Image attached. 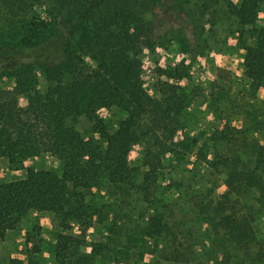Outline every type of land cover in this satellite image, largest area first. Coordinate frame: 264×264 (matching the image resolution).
<instances>
[{
	"label": "trees",
	"instance_id": "trees-1",
	"mask_svg": "<svg viewBox=\"0 0 264 264\" xmlns=\"http://www.w3.org/2000/svg\"><path fill=\"white\" fill-rule=\"evenodd\" d=\"M214 1L0 0V160L24 170L0 181V239L31 210L51 213L54 260L93 264L109 244L81 248L99 215L115 230L110 239L123 258L264 264V109L255 102L264 85V25H255L264 0ZM222 16L239 26L251 107L237 113L229 99L222 127L175 140L191 106L220 98L167 80L151 95L141 52L174 43L190 59ZM190 68L183 60L171 77L179 69L186 79ZM11 76L14 86L6 82ZM101 107L118 114L102 118ZM136 142L141 156L131 166ZM40 153L56 158L60 172L24 166Z\"/></svg>",
	"mask_w": 264,
	"mask_h": 264
},
{
	"label": "rangeland",
	"instance_id": "rangeland-1",
	"mask_svg": "<svg viewBox=\"0 0 264 264\" xmlns=\"http://www.w3.org/2000/svg\"><path fill=\"white\" fill-rule=\"evenodd\" d=\"M232 1L238 2V0ZM214 5L222 6L223 0H215ZM38 10L42 16L45 15L43 7H39ZM255 25L258 27L264 25V4L260 8ZM238 29L239 26L234 17L222 16L211 30L204 32V40L199 39L200 53L197 51L191 55L190 59L178 54V46L174 43L160 46L151 45L142 50L140 73L144 86L151 95L158 97L160 95L158 88L163 81L167 80L186 87L208 89V92L213 93V97L217 93L215 98L217 96L220 98L216 104L213 98H205L191 106L183 117L184 126L176 131L175 140H180L184 134L195 136L201 132L213 130L215 127H222L223 120L229 113L227 108L229 99H233L237 103L238 111H235L237 113L241 114L242 110L249 107L252 99L243 97L244 75L241 63L244 50L236 38ZM183 60H185V64L191 66L188 77L180 78L181 71L179 69L175 73L178 79L171 77L172 70L178 68ZM6 82L8 85L14 86L17 79L15 76H11L6 79ZM37 89L39 92L44 90L40 82ZM26 99L25 94L19 95L17 97L18 105L22 108L25 107ZM255 99L257 105L264 109V85L256 91ZM97 112L102 118L118 114L115 107H101ZM240 114L233 115V120L236 123L240 121ZM140 150L139 143L136 142L132 145L128 154V163L131 166L137 165V160L141 156ZM23 164L25 167L37 169H53L57 172L61 170L59 161L44 153L31 155L24 160ZM23 173V169L11 170L8 168L6 160H0V181L18 178ZM223 189L224 187L220 186L218 191L221 192ZM55 222L51 213L34 210L27 213L14 229L7 231L5 237L0 239V264H58L53 255ZM71 232L78 233V227L73 225ZM114 232L115 230L111 231L101 216L95 215L86 226V244L81 248V251L90 252L93 244L107 242L109 247L104 248L103 253L97 256L93 264H145L148 262V255L142 259L137 253L123 258L122 254L118 252L122 246L112 245L110 238L114 237ZM36 247L40 250L38 253L34 251Z\"/></svg>",
	"mask_w": 264,
	"mask_h": 264
}]
</instances>
